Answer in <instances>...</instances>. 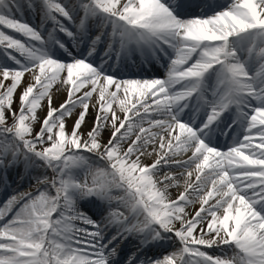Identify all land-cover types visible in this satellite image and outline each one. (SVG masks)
Returning a JSON list of instances; mask_svg holds the SVG:
<instances>
[{
	"label": "snow or ice",
	"instance_id": "6c2138e0",
	"mask_svg": "<svg viewBox=\"0 0 264 264\" xmlns=\"http://www.w3.org/2000/svg\"><path fill=\"white\" fill-rule=\"evenodd\" d=\"M42 3L53 31L75 39L66 20L82 37L93 22L100 34L91 38L86 54L74 55L53 32L46 40L36 27L15 18L17 0H0V27L26 38L22 42L0 30V168L21 156L39 162L53 175L37 183L55 192L22 193L0 208L4 221L20 205L0 223V264H117L114 244L130 237L139 239L137 253L173 238L181 247L161 258L133 253L125 264H264V0L210 5L220 10L194 17L185 15L184 0ZM102 39L106 55L117 63L168 55L165 46L171 48L166 78L109 72L106 61L92 59ZM26 74L31 81L23 86ZM213 76L216 88L209 99L205 85ZM57 82L67 87L68 97L59 108L51 96ZM45 98L47 111L40 119ZM193 98L207 109L199 125L184 119ZM77 107L68 131L67 120ZM90 108L95 116L85 134L81 129ZM231 108L237 120L224 134L236 126L243 133L222 150L213 145L214 129ZM84 153L105 165L91 183L74 175L87 166ZM153 155L151 163L144 162ZM180 155L187 158L177 159ZM192 165L195 180L191 170L161 174L165 167ZM181 176L184 190L173 199L170 189L180 186ZM117 190L123 195H114ZM191 193L200 202L193 213L187 211L195 203ZM89 203L106 205L100 221L80 209ZM75 221L94 230L77 228ZM109 228L115 230L110 238ZM233 246L237 251L230 258L203 250Z\"/></svg>",
	"mask_w": 264,
	"mask_h": 264
},
{
	"label": "rangeland",
	"instance_id": "374dc122",
	"mask_svg": "<svg viewBox=\"0 0 264 264\" xmlns=\"http://www.w3.org/2000/svg\"><path fill=\"white\" fill-rule=\"evenodd\" d=\"M57 2L64 3V4H74L76 2V0H57ZM218 2L220 3V5H227L228 3L231 2V0L230 1L229 0H220ZM17 4H18V8L14 11L15 18L20 19L22 22H27V23H29L33 27H36L39 31H41V34L47 40L48 39V23L46 22V19L44 18V8H43L42 0H17ZM214 10H220V9L219 8H213L210 12H207V13H209V15H212ZM207 13H205V14H207ZM205 14L196 15V12H195V10H194L193 7H189V8L187 7L185 9V15L186 16L194 17V16H202V15H205ZM57 16H58L59 19H63V18L59 17V14H57ZM64 23H65V25L67 27H69L70 30H72L76 34V37H75V39H73L72 37H70L69 42H65L61 38H60V40L62 42H64L68 46V48L73 52L74 55H77L72 50V47L73 46H72L71 43H72V40H74L77 43H79L80 44V47H81V40H82L81 34L76 30L75 26L73 24H71V22H68V21L65 20ZM77 23H78V20H77ZM94 24H95V22L92 23V25H94ZM1 29H3L6 34L13 35L14 38H18V39H21L22 42H26V38L22 37L20 34L14 33L11 30L4 29V28L0 27V30ZM99 34H100V30L99 29H97L96 31L90 29V31L87 33V36H86L88 38L83 43V47H82L83 52H87L88 49L90 48V46H91V38H93L94 36L99 35ZM96 48L98 49L100 47H98L96 45ZM16 55H17L18 58L23 59L22 57L19 56V54H16ZM173 56H174V54L171 53L170 54V57H173ZM0 60H3V57L2 56H0ZM6 62L9 63L10 65L12 64L11 61H6ZM166 74L165 75H160V74L156 73L157 76L162 77V78H166ZM153 76H155V75H153ZM30 81H31V76H29V75L26 74L25 77H24V79H23V86H26ZM60 89H61V84L59 82H57L53 86V88L51 89V92H54V95H55L56 98H58V95L57 94H58V91ZM65 91H66L65 92V96L63 97V99L61 100V102L57 104L56 108H59V106L62 103H64V101L68 98L67 97V87L66 86H65ZM45 100H46V98H45ZM78 109H79V107H77V108H75L73 110V115H72L73 116V122H72V124L74 123V120H75L76 115L80 111ZM41 111L42 110H38V117L40 119H42V115H41L42 113H40ZM158 117H160V116H158ZM71 118H69V119H71ZM144 119H145V123H144L145 125L144 124L143 125L145 127L146 125H148V124H146L147 123L146 122L147 121V117H145ZM9 122H11V117H9ZM137 123H138V121H137ZM72 124L71 125H67L68 131H71ZM39 127H40V123H39V121H37V123L34 125V128H35L36 131H39ZM88 155H90V154H88ZM92 157H95V156H92ZM35 163L38 166H35V167L33 166V168H28L25 171L24 175H25L26 178H25V181L23 182V185L20 186V188L13 181H10V183H8L7 188L9 187V188H12V189H11V192H9V191L7 192L8 195H7L6 198H4L2 200L0 199V201H1L0 208H3V206L8 201V199L13 196V193L15 192V190L25 191V189L28 187L27 193H32L33 196L38 195L39 191H49L50 194H51V191H50L51 189L50 188H46V186L43 185V184L40 185V186L37 185L36 187H34L32 185L33 184V180H34V176H36V173H37L36 170L37 169H41L43 167V165L41 163L36 162V161H35ZM101 163H102V167H104L105 166L104 163L103 162H101ZM102 167L99 166L98 168H102ZM43 168L45 169V171H41V172H43L44 174L47 173L49 175V177H52L53 173H52L51 169H48L46 167H43ZM96 169H97V167L89 175L85 176V177H87V180L88 181L92 180V175L96 171ZM162 173H163V169L161 170V174ZM78 174H79V176L77 177V179H79L80 181H83V179L81 178L80 172H78ZM19 206H20L19 204L15 205L14 206V209H13V212L12 213H9L5 217V219H7V218L10 219V217L12 215H14L15 210H18ZM53 217H56V215H54ZM3 222H6V221L4 220L1 223H3ZM74 223H75V226L80 224L79 221H75ZM77 228H79V227H77ZM165 251H166V248L162 249L161 250V253H164Z\"/></svg>",
	"mask_w": 264,
	"mask_h": 264
},
{
	"label": "bare ground",
	"instance_id": "6f19581e",
	"mask_svg": "<svg viewBox=\"0 0 264 264\" xmlns=\"http://www.w3.org/2000/svg\"><path fill=\"white\" fill-rule=\"evenodd\" d=\"M61 84V89L58 91V98L55 97L54 95V92L51 93V96H52V106L53 107H56L58 103L61 102V100L63 99V97L65 96V85H63L62 83ZM21 89L18 90L17 92V103L13 105V107H17L18 106V96H19V91ZM43 110L40 112L42 113V117H44V115L46 114V111H47V98L46 100L43 102ZM80 110V108L78 109ZM119 114V113H118ZM94 116H95V110L90 108L89 109V114L88 116L86 117V120H85V123L82 125V131L86 134L88 132V130L90 129L91 125H92V122H93V119H94ZM73 122V116L71 119H68L67 120V125H71ZM109 133H110V130H106L104 133H103V139L104 141L106 142L107 139H108V136H109ZM133 137H135V135H133ZM187 155H190V152L187 154ZM187 155H180L177 157V159H186L187 158ZM155 159V156H149V157H146L144 162L145 163H151L152 160ZM89 164L92 163L91 161H89ZM22 165H25V163H22L21 165L19 164H15V168L16 170H20L22 168ZM192 167H194V165H192ZM93 166L92 165H89V167L87 169H92ZM186 170H191V169H184V168H168V167H165V172H173V173H182V172H185ZM193 171V176H192V180H195V170H191ZM9 172L11 173V171L9 170ZM9 173V175H10ZM20 175L19 176H14L15 178V181L16 183H20L23 181L22 179V176H21V172L19 173ZM74 175L76 176V170L74 171ZM184 180L185 178L183 176L180 177V187L179 188H174L172 187L170 189V193H171V196L173 199H175V197L178 195L179 192L183 191L184 190ZM178 191V192H177ZM22 194V192H19V193H16L14 196H18ZM120 195H123L122 193H119L118 195L116 196H120ZM191 197L193 198V200L195 201V203H193L192 205H189L188 208H187V211L189 213H193L196 209L199 208L200 206V202H199V199L197 198L196 194L195 193H191L190 194ZM94 204H82V205H79V206H84L86 207L88 210L92 211V212H96L97 211V208L95 206H93ZM106 206V205H105ZM105 206H103V208H106ZM132 239H135L133 240L134 242H137V248H136V253H137V250L140 248V242H139V239H137V237H133ZM169 247V250H170V253L171 252H174V251H177L181 245L179 244V241L176 240L175 238H173L170 242L168 243H165L163 245H160V246H151V247H147V248H143L141 251H139L137 254L140 256V257H144V256H147V257H152V258H161L163 257L164 255L166 254H163L162 256H158V252H159V249H161L162 247ZM119 248V247H118ZM223 250V248H212V249H207L208 251H210V253H219L220 250ZM121 251V250H120ZM225 254H227V252H225ZM117 258V257H116ZM118 260V259H116ZM117 264H119V262H117Z\"/></svg>",
	"mask_w": 264,
	"mask_h": 264
}]
</instances>
